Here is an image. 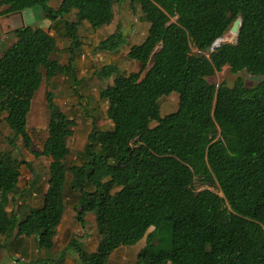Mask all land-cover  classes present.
Returning a JSON list of instances; mask_svg holds the SVG:
<instances>
[{"label":"trees","instance_id":"obj_1","mask_svg":"<svg viewBox=\"0 0 264 264\" xmlns=\"http://www.w3.org/2000/svg\"><path fill=\"white\" fill-rule=\"evenodd\" d=\"M52 1L0 0L2 15L41 8L70 40L62 65L54 58L57 38L24 26L0 57V115L13 133L8 145L18 151V141L32 149L28 119L44 77L68 75L80 83V27L110 24L115 4L128 0H62L58 8ZM129 1L149 28L127 54L140 65L138 72L108 64L96 74L112 79L99 94L112 128L93 122L79 161L67 164L77 121L48 91V137L42 151H33L51 160L43 204L26 215L8 210L22 197L26 163L0 149V237L17 244L34 237L39 250L51 251L70 190L77 220L84 226L92 213L99 236L95 252L74 236L61 253L73 248L81 264H107L116 250L144 239L134 264H264V80L254 86L242 77L232 86L209 81L226 67L264 77V0ZM73 11L76 20L70 21ZM238 18V42L214 47ZM128 39L119 27L96 50L118 53ZM173 93L178 108L162 115L159 101ZM0 249L9 246L0 242Z\"/></svg>","mask_w":264,"mask_h":264},{"label":"rangeland","instance_id":"obj_2","mask_svg":"<svg viewBox=\"0 0 264 264\" xmlns=\"http://www.w3.org/2000/svg\"><path fill=\"white\" fill-rule=\"evenodd\" d=\"M62 0H53L51 6L58 8ZM0 9V57L5 51L17 41L16 31L24 26H32L34 28H43L57 38L58 51L54 58L58 59L62 65L67 64L70 57L67 48L70 40L57 32L48 20L43 16L42 9L34 7L26 10L25 13L12 15H2ZM76 11L68 17V20H76ZM129 36L125 47H122L118 53L100 52L96 50L97 45L114 33L118 28ZM149 23L139 9V6L132 4L129 0L122 6L115 4L113 21L103 27L94 29L88 23L83 24L78 32V40L80 45L76 49L77 57V75L80 83L75 85L72 78L68 75H59L48 81L44 77V81L40 90L37 92L32 104V109L28 119V131L32 137V149L28 150L24 147L23 141H18L19 151L8 145L7 138L12 137L13 133L4 120L5 115H0V149L3 151H12L18 160L25 161L26 164L21 166L20 191L31 186L30 191L38 190L37 195L26 194L21 199H16L10 205L12 211L18 210L22 215L29 212V207H40L43 204V196L47 191L48 179L50 176L51 160L46 157L37 158L33 151H42L44 143L48 137L49 110L47 106L46 95L48 91L55 94V102L70 117L77 121V125L73 128V135L69 138L68 145L71 155L67 159V164H74L79 161L80 153L84 150L87 143V137L92 130L93 122H96L100 129L112 128L111 121L107 118V103L100 99V91L112 82L108 79L99 78L96 74L105 65L112 64L118 66L126 73L138 72L140 65L136 61L127 58V47L137 44L143 40L147 34ZM234 34L230 31L225 35L226 41L233 42ZM238 77L246 80L247 84L254 86L264 80V77H251L246 72L234 74L226 67L222 72L217 73L210 78V83L220 84L226 82L232 86ZM162 115L175 112L179 105V97L177 93L170 96L162 97L159 101ZM28 164L30 168H28ZM34 180H37L34 184ZM28 191V190H27ZM24 198V199H23ZM32 201L26 204L27 201ZM25 202V203H24ZM77 197L74 193L68 191L65 199V214L59 239L55 250L51 253H63L67 246V242L74 236H77L80 243L84 245V241L88 240L90 250H96L99 236L96 230L95 218L92 213L85 216V224L77 220V212L75 205ZM30 239V240H28ZM34 237L22 238L28 242H34ZM0 237V242L9 246V249H0V257L4 253L10 254V259L5 264H22L15 262L13 257L18 250H25L26 246ZM66 244V245H65ZM145 239L133 246L122 247L116 250L110 257L107 264H134L137 254L144 248ZM29 248V247H28ZM68 258L79 260L73 248L64 251ZM57 255V256H58ZM5 256V255H4ZM56 256V257H57ZM63 256V254H61ZM57 261L59 259L57 258ZM62 261V260H61ZM80 263L76 262V264ZM75 264V263H74Z\"/></svg>","mask_w":264,"mask_h":264},{"label":"crops","instance_id":"obj_3","mask_svg":"<svg viewBox=\"0 0 264 264\" xmlns=\"http://www.w3.org/2000/svg\"><path fill=\"white\" fill-rule=\"evenodd\" d=\"M26 12V11H25ZM25 12H23V13H25ZM22 13V14H23ZM146 36V35H145ZM145 36L143 37V40L145 39ZM142 40V41H143ZM141 41V42H142ZM141 42H139V43H141ZM138 44V43H137ZM123 47H125V45L123 46ZM127 47V51H126V54H128L129 53V50H130V46H126ZM69 60V59H68ZM68 63V62H67ZM77 59H76V67H77ZM27 188H30V190H31V186H28V187H26L25 189H27ZM48 188V187H47ZM29 189H28V191L26 190H22L23 191V194H22V196H25L26 194H28V195H31L32 193H33V196H36L37 195V192H38V190H35L34 189V191L32 190V191H30ZM31 193V194H30ZM22 198V197H21ZM21 198H19V197H16V199H21ZM24 199V198H23ZM32 201L30 200V201H27L26 202V204H28V203H31ZM13 203V202H12ZM12 203L10 204V205H12ZM25 203V202H24ZM18 205H17V210H18ZM30 208H33V207H29V209ZM20 209V208H19ZM8 210L9 211H11V208H10V206H9V208H8ZM18 212L20 213V215H22L21 214V212L18 210ZM65 217V216H64ZM63 217V220H65V218ZM63 220H62V222H61V224H60V226L58 227V233H57V235H56V237H55V239H54V248L51 250V251H53V250H55V248H56V246H57V242H58V239H59V233H60V229H61V226H62V223H63ZM23 238H25V237H23ZM27 238V237H26ZM31 238V237H30ZM35 239V238H34ZM33 239V240H34ZM28 240H30V239H28ZM71 239H69L68 240V242L66 243V244H68L69 243V241H70ZM23 241V244L22 245H24V246H26V248H24L25 250H18L17 249V253L16 254H14V258L16 259V261L15 262H19V260L21 261V259H24V261L23 262H20V263H22V264H34L36 261L37 262H39L40 263V261H45V262H47L48 261V264H76V262H79V260H76V259H70V258H68L66 255H63V256H61V254H59L58 255V253H56V254H54V253H51V251H44V250H39L38 248H37V242H36V240H34V242L35 243H33V242H28V244H27V241H24V240H22ZM83 241H84V248L86 249V251H88V252H95L96 250H97V248H96V250H90L88 247H89V245H92L93 243H88V240H85V239H83ZM98 243H99V241H97V247H98ZM65 244V245H66ZM29 247V248H28ZM5 255V256H4ZM4 255L2 256V257H0V264H5L6 262H7V260H9L10 259V254L8 255V253L6 254V253H4ZM58 255V256H57ZM57 256V257H56ZM57 258L59 259V261H57ZM62 260V261H61ZM78 264H81V263H78Z\"/></svg>","mask_w":264,"mask_h":264},{"label":"water","instance_id":"obj_4","mask_svg":"<svg viewBox=\"0 0 264 264\" xmlns=\"http://www.w3.org/2000/svg\"><path fill=\"white\" fill-rule=\"evenodd\" d=\"M241 26H242V19L238 18L234 22L232 28L230 29V33L236 34V36H237L236 40L233 41V42H228V41H226L225 37L224 38H220L214 43V47H220L223 43L236 44L238 42V37H239L240 31H241ZM214 47L210 51L214 50Z\"/></svg>","mask_w":264,"mask_h":264},{"label":"bare ground","instance_id":"obj_5","mask_svg":"<svg viewBox=\"0 0 264 264\" xmlns=\"http://www.w3.org/2000/svg\"><path fill=\"white\" fill-rule=\"evenodd\" d=\"M233 37H234V41H235V40H236V38H237L236 34H234V35H233Z\"/></svg>","mask_w":264,"mask_h":264}]
</instances>
